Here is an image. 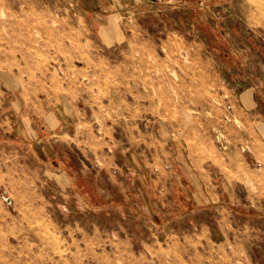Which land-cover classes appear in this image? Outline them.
<instances>
[{"label":"rangeland","instance_id":"374dc122","mask_svg":"<svg viewBox=\"0 0 264 264\" xmlns=\"http://www.w3.org/2000/svg\"><path fill=\"white\" fill-rule=\"evenodd\" d=\"M102 1L103 14L119 17L121 43L104 45L105 20L87 15L80 0H0V72L39 81L27 87L81 80L74 100L89 123L85 139L115 154L112 165L84 161L73 144L66 160L63 138L35 146L37 129L24 139L9 123L3 128L1 118L30 125L37 108L22 102L23 82L18 91L17 81H0V264H264V0ZM87 40L90 48L79 46ZM180 141L235 183L239 198L200 216L218 234L217 216L230 229L225 257L131 241L113 225L119 213L111 203L133 196L55 180L68 171L81 186L88 163L102 171L100 181L110 169L133 187L143 168L149 178L169 170L162 158L185 149ZM136 196L141 208L152 195Z\"/></svg>","mask_w":264,"mask_h":264},{"label":"crops","instance_id":"0c3cea01","mask_svg":"<svg viewBox=\"0 0 264 264\" xmlns=\"http://www.w3.org/2000/svg\"><path fill=\"white\" fill-rule=\"evenodd\" d=\"M80 1L87 15L105 20L104 26L99 30L104 35V45L121 43L123 30L118 23L119 17L103 14L106 5L103 4L102 0ZM87 29L90 30L89 27ZM92 44L91 40H87V42L81 43L79 46L88 45L90 48ZM34 80L29 77L25 79L20 75L16 76L8 70L0 72V81H8L9 83L13 81L15 85L16 81L18 82L17 90L20 89L23 82L24 94H22V97L24 98L22 102H29L37 108L34 111V120L29 117L28 122L30 125H26L25 121H22L23 128L14 127L10 123L11 121L1 118L3 128H7L8 126L6 127L5 125L9 123V128H16L21 138H23L21 133L25 134L24 139H27V135L31 136L32 132L34 133L33 130L37 129L38 131L34 135L36 136V141L32 142L35 146H37L36 142L44 141L49 135H57L58 138H63L66 148H70V150L65 149L63 153L66 160L73 158V144H75L82 150L85 157L84 161L103 160L108 165L115 163L114 153H99L91 149L89 146L91 141L85 139V135H87L89 130V123L86 122L82 111L74 100V98H78L82 81L71 78L65 80L67 83L63 84L61 82L58 83L59 81L55 79L52 81L56 82L54 84L40 86L36 83L26 86L27 81L39 82ZM42 92L47 93L50 97L48 96L47 99H44L41 96ZM4 114L5 111H1V117ZM248 118L250 119L251 117L247 116ZM160 125L163 126L162 124ZM165 129L166 127H162V130ZM258 129L264 143V120L260 122ZM40 136L41 138H39ZM166 142L167 139L163 141L162 146ZM178 144L179 146L182 144L183 148H185V144L182 141ZM186 150V148L178 147L176 154H167L163 157L162 160L169 162L171 168L163 171L157 178H149V174L143 168L140 174L137 175V181H133V187L124 186L120 176L110 169L103 170L107 180L100 181V178L102 179V175H100L102 171L92 172L89 169H85L84 166L88 165V163L81 169V178L84 179L81 186H78L75 181V175L68 171L64 174L55 173L57 175L55 180L56 183L64 181L66 183L65 189H121V192L129 193L130 196H133V199L131 197L123 203L115 201L111 203L114 206L112 210L119 213V218L113 225H117L119 232H125V235L131 241L143 245H149L150 243L153 245L164 244L170 250L178 253L198 249L201 255L207 258L225 257L226 252H228V243L232 239L229 234L230 229L228 228L227 232L221 223L218 222L217 216L215 218V226L219 230L218 234L212 224L204 222L200 216L202 211H210L215 215L219 209L225 210L226 207L228 208L226 204L233 203L236 198H239L238 191L235 189V183L231 181L226 173L219 174V172H224L223 170L220 171L212 164L210 166L202 164V160L192 154H188ZM128 153L133 157L132 151ZM45 154H50V158L53 160L56 159V155L51 152V149H49V154ZM106 154H108L107 161ZM40 157L43 160L49 159V157H44L43 154H40ZM262 159L264 160V155ZM139 184H142L141 186L146 184L150 189H138ZM132 190H134L135 194ZM138 190H141V193L145 190L146 194L152 195L146 197V201L143 202L141 208H139V201L136 196ZM111 208L110 205L104 207L106 210H111ZM224 224L228 226L227 221H224ZM232 225V223L229 224V226ZM126 231L128 232L126 233ZM202 245L204 246L202 247Z\"/></svg>","mask_w":264,"mask_h":264},{"label":"built area","instance_id":"2783aa9c","mask_svg":"<svg viewBox=\"0 0 264 264\" xmlns=\"http://www.w3.org/2000/svg\"><path fill=\"white\" fill-rule=\"evenodd\" d=\"M231 108V107H230Z\"/></svg>","mask_w":264,"mask_h":264}]
</instances>
